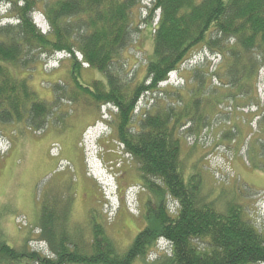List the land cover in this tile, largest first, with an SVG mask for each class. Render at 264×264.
Segmentation results:
<instances>
[{
    "label": "trees",
    "instance_id": "1",
    "mask_svg": "<svg viewBox=\"0 0 264 264\" xmlns=\"http://www.w3.org/2000/svg\"><path fill=\"white\" fill-rule=\"evenodd\" d=\"M144 2L0 0V11L6 8L0 22L15 21L0 24V132L11 124L44 130L61 110L60 100L73 105L83 97L84 108L98 111L112 106L113 142L137 165L139 185L150 196L145 227L122 253L99 226L91 242L86 236L82 243L38 224L39 241L49 245L50 255L0 239V264H134L161 241L165 254L148 264H264V232L245 219L239 205L220 209L209 201L200 177L186 176L181 160L182 136L199 139L227 99L236 103L234 111L249 109L250 120L258 118L264 133V105L259 110L257 95L264 69V0ZM143 9L147 17L137 22ZM37 13L48 26L45 32L35 21ZM141 23L151 36L152 54L145 58L143 78L129 79L128 52ZM58 54L71 63L66 74L71 81L54 85V106L38 97L30 76L18 77L15 70L30 73ZM196 54L200 60L191 68ZM85 65L101 77L84 84ZM177 80L183 85H175ZM254 104L257 113L250 112Z\"/></svg>",
    "mask_w": 264,
    "mask_h": 264
},
{
    "label": "rangeland",
    "instance_id": "2",
    "mask_svg": "<svg viewBox=\"0 0 264 264\" xmlns=\"http://www.w3.org/2000/svg\"><path fill=\"white\" fill-rule=\"evenodd\" d=\"M148 2L150 0H145L144 4ZM5 11L2 7L0 16ZM147 12L141 10L137 22L147 17ZM34 17L42 30L47 31L44 18L39 13ZM7 23L15 21L0 22L1 25ZM140 29L128 52L129 79L133 75L139 80L143 78L145 58L152 54L151 36L143 23ZM199 60L200 55L196 54L189 67ZM218 61L220 59L216 63ZM70 64L65 54H58L46 59L44 64L39 62L30 73L19 70L15 73L18 77L30 76V87L38 97L56 106L54 85L67 78ZM82 76L84 84H90L101 74L85 65ZM170 79L174 84L177 76ZM183 83L177 80L175 85ZM65 85L70 92L74 90L73 84ZM257 95L259 110H262L264 69L258 78ZM64 100L69 102L68 98ZM147 100H142L140 107H144ZM79 102L69 105L60 100L61 110L38 133L18 124L1 126L0 239L10 247L25 246L30 252L49 256V245L39 241L38 224L50 225L54 231L59 228L60 233L74 242H82L87 236L89 243L93 230L99 226L112 247L122 253L145 227V205L150 196L139 185L137 165L124 154L123 147L113 142L111 115L114 109L112 106L99 111L86 109L83 97ZM226 102L214 112L199 139L187 134L182 136V168L186 176L200 177L202 193L209 201L220 209L229 203L239 205L245 219L264 232V133L258 118L250 120L249 109L234 111L236 103L228 99ZM254 106L250 112L257 113L258 106ZM66 112L69 115L62 117ZM100 114H103L102 119ZM170 209L174 213L172 202ZM166 248L161 241L145 261L138 260L134 264L154 262L165 254Z\"/></svg>",
    "mask_w": 264,
    "mask_h": 264
},
{
    "label": "built area",
    "instance_id": "3",
    "mask_svg": "<svg viewBox=\"0 0 264 264\" xmlns=\"http://www.w3.org/2000/svg\"><path fill=\"white\" fill-rule=\"evenodd\" d=\"M172 76H174V75H172Z\"/></svg>",
    "mask_w": 264,
    "mask_h": 264
}]
</instances>
